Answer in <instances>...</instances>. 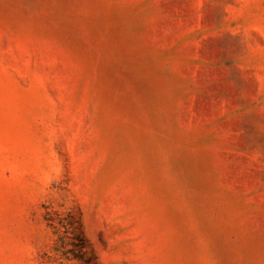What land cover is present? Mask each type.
I'll return each mask as SVG.
<instances>
[{
    "label": "rangeland",
    "instance_id": "obj_1",
    "mask_svg": "<svg viewBox=\"0 0 264 264\" xmlns=\"http://www.w3.org/2000/svg\"><path fill=\"white\" fill-rule=\"evenodd\" d=\"M0 264H264V0H0Z\"/></svg>",
    "mask_w": 264,
    "mask_h": 264
}]
</instances>
